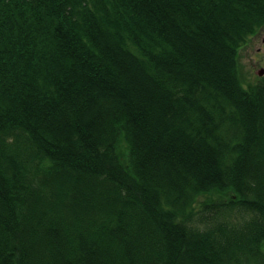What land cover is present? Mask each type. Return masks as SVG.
Returning a JSON list of instances; mask_svg holds the SVG:
<instances>
[{"label":"trees","instance_id":"trees-1","mask_svg":"<svg viewBox=\"0 0 264 264\" xmlns=\"http://www.w3.org/2000/svg\"><path fill=\"white\" fill-rule=\"evenodd\" d=\"M262 26L264 0H0V264H264Z\"/></svg>","mask_w":264,"mask_h":264},{"label":"rangeland","instance_id":"rangeland-1","mask_svg":"<svg viewBox=\"0 0 264 264\" xmlns=\"http://www.w3.org/2000/svg\"><path fill=\"white\" fill-rule=\"evenodd\" d=\"M239 52V73L244 85L263 80L264 74L260 75L259 70L264 69V26L247 37Z\"/></svg>","mask_w":264,"mask_h":264},{"label":"water","instance_id":"water-1","mask_svg":"<svg viewBox=\"0 0 264 264\" xmlns=\"http://www.w3.org/2000/svg\"><path fill=\"white\" fill-rule=\"evenodd\" d=\"M259 74H260V75L264 74V69H263V68H261V69L259 70Z\"/></svg>","mask_w":264,"mask_h":264}]
</instances>
